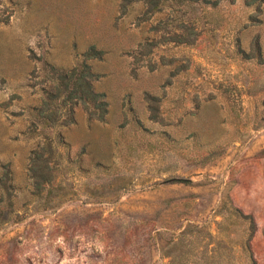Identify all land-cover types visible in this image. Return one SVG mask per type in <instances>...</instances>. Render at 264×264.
Returning a JSON list of instances; mask_svg holds the SVG:
<instances>
[{
    "label": "rangeland",
    "instance_id": "374dc122",
    "mask_svg": "<svg viewBox=\"0 0 264 264\" xmlns=\"http://www.w3.org/2000/svg\"><path fill=\"white\" fill-rule=\"evenodd\" d=\"M119 2L0 0V165L16 184L0 264H264V0H199L195 42L160 45L152 67L132 58L149 19ZM90 44L107 112L77 106L59 126L55 189L36 199L28 155L46 143L26 126L43 62L70 67Z\"/></svg>",
    "mask_w": 264,
    "mask_h": 264
},
{
    "label": "trees",
    "instance_id": "16d2710c",
    "mask_svg": "<svg viewBox=\"0 0 264 264\" xmlns=\"http://www.w3.org/2000/svg\"><path fill=\"white\" fill-rule=\"evenodd\" d=\"M199 0H120L119 8L124 11L127 5H139V19L151 23L153 33L147 35L137 44L132 53L133 59L145 58L148 67L151 66L152 57L157 55L160 45L173 43L176 45L193 44L200 33V21L203 14L197 12ZM102 50L94 44L88 45L75 59L70 67L61 68L43 62L47 75L43 79L40 95L36 105L27 112L26 132L29 137H42L47 144L30 150L26 170L29 180V194L36 199L48 198L55 189L53 186V170L48 158L58 156L56 146L62 140V133L58 129L61 125L73 122L74 110L80 106L87 116L97 121H103L107 112V101L102 92L94 88V81L99 74L94 69L92 62L99 60ZM51 131V137L44 131ZM50 139L55 143L50 146ZM44 152L47 153L44 156ZM210 154V153H209ZM209 154L207 156H209ZM0 176V198L4 193L8 199L6 213L11 214V198L16 193V184L13 182L12 171L8 163H2ZM186 182L185 179H179ZM15 192V193H14ZM47 205H36L35 210L47 209ZM234 214H240L236 207L231 208ZM1 213V210H0ZM253 223L250 221V228ZM249 264H255L251 253L246 256Z\"/></svg>",
    "mask_w": 264,
    "mask_h": 264
}]
</instances>
